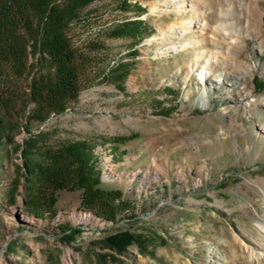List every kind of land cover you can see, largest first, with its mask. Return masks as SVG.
Returning <instances> with one entry per match:
<instances>
[{
  "label": "rangeland",
  "instance_id": "obj_1",
  "mask_svg": "<svg viewBox=\"0 0 264 264\" xmlns=\"http://www.w3.org/2000/svg\"><path fill=\"white\" fill-rule=\"evenodd\" d=\"M176 1L94 0L80 11L69 35L92 62L76 100L0 149V264H264V0H185L198 12ZM195 17L206 27L181 34ZM136 19L140 33L111 35ZM198 51L217 58L204 79ZM30 138L42 150L91 142L100 187L128 207L105 221L81 208V189L61 188L51 213L29 214ZM121 230L145 251L106 248Z\"/></svg>",
  "mask_w": 264,
  "mask_h": 264
},
{
  "label": "trees",
  "instance_id": "obj_2",
  "mask_svg": "<svg viewBox=\"0 0 264 264\" xmlns=\"http://www.w3.org/2000/svg\"><path fill=\"white\" fill-rule=\"evenodd\" d=\"M92 1L0 0V149L14 143L19 126L43 122L76 100L92 58L72 44L69 30ZM140 24L136 19L115 25L111 35L140 33ZM91 43V50L96 49ZM125 140L112 138L114 144ZM21 153L25 203L34 217L51 213L53 193L61 188L81 189V208L105 221H115L129 205L119 189L100 187L97 156L88 140L42 150L30 138ZM61 229L70 237L69 228L62 225ZM103 244L118 253L131 245L145 251L138 236L128 230L106 236Z\"/></svg>",
  "mask_w": 264,
  "mask_h": 264
},
{
  "label": "bare ground",
  "instance_id": "obj_3",
  "mask_svg": "<svg viewBox=\"0 0 264 264\" xmlns=\"http://www.w3.org/2000/svg\"><path fill=\"white\" fill-rule=\"evenodd\" d=\"M175 5L176 6H187V7H190L195 12H198V10H199V8L197 6V3H195V2H190V4H188V3H185V0H177L175 2ZM191 25H194L196 27H199L200 30H203L206 27V22L204 20L199 19L198 17L190 18V19H188L187 22H184L183 23V26L182 25H179V31H180V33L182 34V33L187 32L186 30ZM185 43H189V41L186 40ZM201 58H204V62L202 64V67L200 68L199 78L204 79V77L206 75L205 72L208 69V67L210 66V64L212 63V59L216 60L217 58H216V56H210L209 54L206 57V54H204L203 52H200V51L194 53V60L196 62H198ZM78 219L81 220V221H87L89 218H88V216L83 215V216L79 217Z\"/></svg>",
  "mask_w": 264,
  "mask_h": 264
}]
</instances>
